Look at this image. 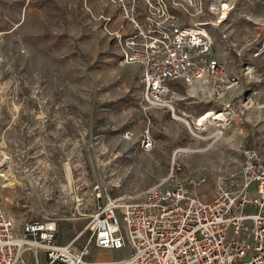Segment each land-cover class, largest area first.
<instances>
[{"label": "rangeland", "instance_id": "1", "mask_svg": "<svg viewBox=\"0 0 264 264\" xmlns=\"http://www.w3.org/2000/svg\"><path fill=\"white\" fill-rule=\"evenodd\" d=\"M188 19L205 23L214 56L237 79L219 94L208 79L171 84L173 115L143 109L139 69L118 62L99 22L38 33L0 28V172L7 177L0 175V197L15 228L53 218L58 242L118 259L127 248L89 243L103 188L113 196L137 192L179 163L175 176L209 198L221 179L236 176L241 148L264 142V0H202ZM209 109L223 111L224 123L199 128L195 117ZM146 125L155 137L149 152L139 146ZM24 258L31 262V252Z\"/></svg>", "mask_w": 264, "mask_h": 264}, {"label": "built area", "instance_id": "2", "mask_svg": "<svg viewBox=\"0 0 264 264\" xmlns=\"http://www.w3.org/2000/svg\"><path fill=\"white\" fill-rule=\"evenodd\" d=\"M97 1L98 13L87 0L81 8L99 21L118 62L138 67L143 109L166 108L173 115L174 102L167 97L174 92L171 84L208 79L217 94L236 82L214 56L205 23L188 19L201 12L202 0ZM154 145L146 125L139 146L149 152ZM240 156L236 176L221 179L209 198L175 176L179 163L137 192L99 191L101 203L90 213L89 243L127 248L118 259L90 258L88 244L78 248L58 242L53 218L15 228L0 197V264H41L42 253V264H264V142L243 146ZM24 252H31V262Z\"/></svg>", "mask_w": 264, "mask_h": 264}, {"label": "crops", "instance_id": "3", "mask_svg": "<svg viewBox=\"0 0 264 264\" xmlns=\"http://www.w3.org/2000/svg\"><path fill=\"white\" fill-rule=\"evenodd\" d=\"M82 3L83 0H0V14L5 16V19L0 16V28L10 31L19 27L38 33L43 28L69 31L77 25L79 28V22L83 24L85 19L98 23L81 8ZM87 4L94 14L101 10L97 0H87ZM78 11L82 15L78 16Z\"/></svg>", "mask_w": 264, "mask_h": 264}, {"label": "bare ground", "instance_id": "4", "mask_svg": "<svg viewBox=\"0 0 264 264\" xmlns=\"http://www.w3.org/2000/svg\"><path fill=\"white\" fill-rule=\"evenodd\" d=\"M224 6L227 7V4H224ZM4 32L0 31V38L2 37ZM205 80V79H204ZM230 86V85H229ZM228 87V86H227ZM219 90H223V89H219ZM218 90V91H219ZM226 119L225 114L223 111H214V110H207L201 114H199L198 116L195 117L194 119V123L195 125H198L199 128H205V126L207 124H215V125H221L224 123V120ZM9 157L7 155H5V161L8 162ZM64 172H65V178H66V188H68L71 190L72 189V181H73V174H72V170H71V166L68 162H66L64 164ZM0 175L2 176L3 180H5L7 177L5 176V174L3 172H0Z\"/></svg>", "mask_w": 264, "mask_h": 264}, {"label": "trees", "instance_id": "5", "mask_svg": "<svg viewBox=\"0 0 264 264\" xmlns=\"http://www.w3.org/2000/svg\"><path fill=\"white\" fill-rule=\"evenodd\" d=\"M178 87H180V84L178 85ZM182 88V87H181Z\"/></svg>", "mask_w": 264, "mask_h": 264}]
</instances>
